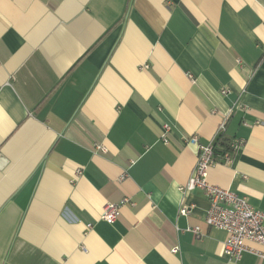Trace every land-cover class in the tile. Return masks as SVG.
Returning a JSON list of instances; mask_svg holds the SVG:
<instances>
[{
    "label": "crops",
    "instance_id": "0c3cea01",
    "mask_svg": "<svg viewBox=\"0 0 264 264\" xmlns=\"http://www.w3.org/2000/svg\"><path fill=\"white\" fill-rule=\"evenodd\" d=\"M222 122L207 180L264 211V0H0V264H264L185 190Z\"/></svg>",
    "mask_w": 264,
    "mask_h": 264
},
{
    "label": "built area",
    "instance_id": "2783aa9c",
    "mask_svg": "<svg viewBox=\"0 0 264 264\" xmlns=\"http://www.w3.org/2000/svg\"><path fill=\"white\" fill-rule=\"evenodd\" d=\"M238 63H240L239 60ZM225 91L226 89L222 90L223 93ZM224 130L225 122H222L218 127L217 134ZM160 133V138L167 142L168 126L164 125ZM187 143L195 148L196 162L185 190L200 189L208 199L209 206L204 212V223L207 227L221 229L226 233L223 241L224 255L231 261H238L243 253L249 252L264 261V211L254 208L244 196H239L228 188L213 185L207 180V171L217 163L229 164L232 161L233 153L239 149L241 142L231 139L227 143L228 150L221 156H215L214 139L203 143L196 135H192L187 138ZM93 149L105 152L104 146L99 143H94ZM127 202L132 206L135 204L127 197H124L120 203H106L99 217L107 223H113L119 215L120 205ZM189 210L188 207H182L178 214H188ZM186 231L191 232L196 238H201L204 235L200 226H188ZM249 243L258 247H252ZM176 250L174 248L172 251Z\"/></svg>",
    "mask_w": 264,
    "mask_h": 264
},
{
    "label": "trees",
    "instance_id": "16d2710c",
    "mask_svg": "<svg viewBox=\"0 0 264 264\" xmlns=\"http://www.w3.org/2000/svg\"><path fill=\"white\" fill-rule=\"evenodd\" d=\"M224 133H218L214 138V153L215 156H221L225 151L228 150L229 140L224 137Z\"/></svg>",
    "mask_w": 264,
    "mask_h": 264
}]
</instances>
